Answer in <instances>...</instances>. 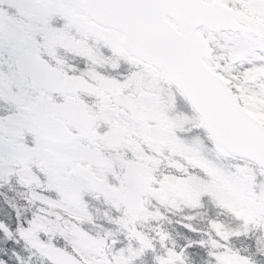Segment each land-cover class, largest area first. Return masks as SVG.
<instances>
[{
    "label": "snow or ice",
    "instance_id": "6c2138e0",
    "mask_svg": "<svg viewBox=\"0 0 264 264\" xmlns=\"http://www.w3.org/2000/svg\"><path fill=\"white\" fill-rule=\"evenodd\" d=\"M0 264H264V0H0Z\"/></svg>",
    "mask_w": 264,
    "mask_h": 264
}]
</instances>
